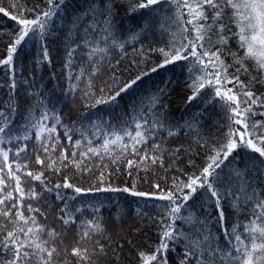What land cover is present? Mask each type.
<instances>
[{"label":"snow or ice","instance_id":"6c2138e0","mask_svg":"<svg viewBox=\"0 0 264 264\" xmlns=\"http://www.w3.org/2000/svg\"><path fill=\"white\" fill-rule=\"evenodd\" d=\"M0 264H264V0H0Z\"/></svg>","mask_w":264,"mask_h":264},{"label":"trees","instance_id":"16d2710c","mask_svg":"<svg viewBox=\"0 0 264 264\" xmlns=\"http://www.w3.org/2000/svg\"><path fill=\"white\" fill-rule=\"evenodd\" d=\"M176 114L179 115V112H177Z\"/></svg>","mask_w":264,"mask_h":264}]
</instances>
